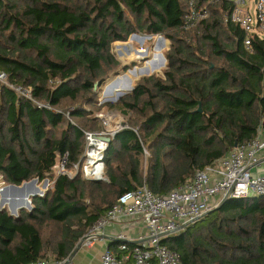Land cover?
<instances>
[{"label": "trees", "instance_id": "obj_1", "mask_svg": "<svg viewBox=\"0 0 264 264\" xmlns=\"http://www.w3.org/2000/svg\"><path fill=\"white\" fill-rule=\"evenodd\" d=\"M190 2L209 16L188 30ZM232 8L229 0H0V70L32 96L0 85L6 184L46 178L64 153L68 168L82 163L84 132L98 128L94 88L119 65L112 43L133 32L170 42L163 76L140 77L108 104L133 114L106 149L108 182L58 175L31 198L32 210H0V264L66 259L123 192L145 184L165 194L264 135V37L246 48L243 30L224 20ZM163 242L180 264H264V195L228 199Z\"/></svg>", "mask_w": 264, "mask_h": 264}, {"label": "built area", "instance_id": "obj_2", "mask_svg": "<svg viewBox=\"0 0 264 264\" xmlns=\"http://www.w3.org/2000/svg\"><path fill=\"white\" fill-rule=\"evenodd\" d=\"M233 8L224 20L237 24L244 32L243 45L250 48L253 37H264V0H254L253 6L249 0H229ZM192 6V3L190 2ZM205 9H195L193 6L184 17L185 29L199 18L206 16ZM0 85L7 86L29 98L31 89L14 84L8 80L6 73L0 70ZM15 87V88H14ZM31 98V97H30ZM99 117H102L100 115ZM104 124L101 131H87L85 147L81 164L76 163L71 168L66 166L67 153L59 156L46 177V186L40 195L43 196L47 186L53 184L58 175L69 178L80 173L84 179L105 181V152L108 143L99 137H114L120 131V124L110 125L108 119L102 118ZM264 151V135L258 134L249 142L236 145L228 153L203 169L196 170L191 179L184 184L157 194L145 184L120 194L115 203L98 218L91 228L80 239L81 246L90 247L96 241L103 240L104 229L122 217L139 219L145 227V233L134 244L128 245L123 234L112 236L119 240L120 254L106 246L100 256L99 264H180L179 254L167 247L163 240L168 236L183 231L186 226L196 222L222 201L223 198H245L264 195V173L254 172L260 155ZM1 177V175H0ZM50 179V180H49ZM27 264H77L68 258L55 260L52 258L38 259Z\"/></svg>", "mask_w": 264, "mask_h": 264}, {"label": "bare ground", "instance_id": "obj_3", "mask_svg": "<svg viewBox=\"0 0 264 264\" xmlns=\"http://www.w3.org/2000/svg\"><path fill=\"white\" fill-rule=\"evenodd\" d=\"M149 37L143 36V40H147ZM134 39L130 38L128 42L125 43H115L116 54L119 56V59L125 63L137 62L133 67L127 69L124 72H121L118 76L110 78L103 85L100 92L101 101H114L119 96L130 93L134 87V81L140 75L152 73L154 71H160L164 64L165 58L162 54V49L164 46L165 40L161 37H156L155 42L152 45L151 50H145L144 48H135L132 45ZM128 60V62H127ZM139 60H144L143 63L138 62ZM43 183V182H42ZM38 189H44V185L36 183ZM37 191H33L36 193ZM33 193L29 194L30 196ZM28 195V197H29ZM29 199V198H28ZM25 198L19 197V195L11 189H5L4 184L0 182V206L7 204L10 211L13 210V204L17 207H14L16 210L19 208ZM24 205V204H23Z\"/></svg>", "mask_w": 264, "mask_h": 264}, {"label": "rangeland", "instance_id": "obj_4", "mask_svg": "<svg viewBox=\"0 0 264 264\" xmlns=\"http://www.w3.org/2000/svg\"><path fill=\"white\" fill-rule=\"evenodd\" d=\"M250 3H251V5L253 6V2L252 1H250ZM191 7L192 6H190V10H191ZM202 8H199V10H201ZM205 11L207 12L206 13V16L204 17V18H206V17H208L209 16V11H208V9L205 7ZM201 19H203V18H199L198 20H196V21H192V23L188 26V30L189 29H192V28H195L196 26H197V24L199 23V21L201 20ZM143 36H146V37H149L147 40H143L142 39V37ZM156 37H161L162 39H164L165 40V42H164V46H163V49H162V54H163V56H164V53H165V51L166 50H168L169 49V46H170V42H169V40H167L163 35H159V34H156V35H150V34H147V33H143V32H133V33H131L130 35H129V37L125 40V41H117V42H114V43H112L111 44V46H110V52H111V54L113 55V57L119 62V65H118V68L113 72H111L106 78H105V80H104V82H103V84L102 85H100V86H95V88H94V91H95V93H96V95H97V105H99L100 106V108L99 109H97V110H93V112L90 114V116H92V117H95V119H97V123H98V128L97 129H95L94 131H101V130H103V127L104 126H106L105 124H104V121H102V118H105V119H108L109 121H110V125H117V124H120L121 125V123L122 122H124V126H121V127H115V128H121L120 130H122V129H124V128H128L129 127V125H128V123L130 122V120L132 119V117H133V114H132V112L131 111H128V112H125V113H123L119 108H118V106H115V107H109L108 106V104H115V103H117L123 96H125V95H128V94H130V93H128V94H124L123 96H121L120 98L118 97L117 99H115L114 101H101V99H100V92H101V89H102V87H103V85L106 83V81H108L110 78H112V77H114V76H118L121 72H124V71H126L127 69H129V68H131V67H133L137 62H129V63H125V62H123L122 60H120L119 59V56L116 54L117 52H116V46H115V43H125V42H128L129 40H130V38H133L134 40L132 41V45L135 47V48H144L145 50H151V48H152V45L154 44V42H155V38ZM164 58H165V56H164ZM143 61L144 60H139L138 62H140V63H143ZM127 62H128V60H127ZM166 64H167V61H166V59H165V64H164V66H163V68L160 70V71H154V72H152V73H148V74H143V75H140L138 78H137V80L140 78V77H143V76H149V75H153V74H155V75H159V76H163V71H164V69L166 68ZM135 82H136V80L134 81V85H135ZM15 88V87H14ZM31 89V88H30ZM15 93H16V91L14 90V89H12ZM31 93V92H30ZM19 96H22V95H20L19 93H17ZM30 97H32V96H30ZM28 98V99H31V98ZM89 108H87V110H88ZM100 115H102V117H99ZM107 127V126H106ZM119 132V131H118ZM144 156L147 158V156H148V152H144ZM146 158L143 160L144 161V163H145V160H146ZM146 165V164H145ZM105 175H106V167H105ZM45 179L46 178H43L42 180H39V182H37V183H39V184H42V185H44V181H45ZM50 180V179H49ZM86 180H88V179H86ZM90 181H93V180H90ZM105 181H107V176H106V180ZM0 182H2L4 185L6 184L4 181H3V179H2V177H0ZM43 182V183H42ZM108 182V181H107ZM46 184V183H45ZM48 188H47V190H46V192L48 191V190H51L52 188H53V184L51 183L49 186H47ZM45 192V193H46ZM45 193H44V195H45ZM43 195V196H44ZM42 196V197H43ZM88 201V200H87ZM0 204H2V203H0ZM3 209H5L7 212L9 211L6 207H3ZM18 213H19V211H18Z\"/></svg>", "mask_w": 264, "mask_h": 264}, {"label": "crops", "instance_id": "obj_5", "mask_svg": "<svg viewBox=\"0 0 264 264\" xmlns=\"http://www.w3.org/2000/svg\"><path fill=\"white\" fill-rule=\"evenodd\" d=\"M254 1V0H249ZM254 172L264 173V151L260 155L258 164L253 168ZM145 233V227L139 219L131 217H122L111 223H108L104 229L105 238L96 241L92 246H81L73 255L72 261L77 264H99L100 256L106 246L111 245V249L116 251L119 240L112 236L123 234L127 237L128 245L134 244L136 238Z\"/></svg>", "mask_w": 264, "mask_h": 264}, {"label": "water", "instance_id": "obj_6", "mask_svg": "<svg viewBox=\"0 0 264 264\" xmlns=\"http://www.w3.org/2000/svg\"><path fill=\"white\" fill-rule=\"evenodd\" d=\"M134 87L132 88V91H133ZM131 91V93H132ZM125 94H128V93H125ZM124 95V94H123ZM121 95V96H123ZM119 96V98L121 97ZM122 125H124V122H122ZM116 135V132L114 134V136ZM100 139L106 141L108 144L110 143L111 139L109 136H101L99 137ZM39 182V179L38 178H33L29 181H24L22 182L20 185H15V184H5L4 185V188L7 190V189H11L13 190L14 192H16L19 197L21 198H25L26 200H23L22 203L24 204H21L20 206H18V210H16L14 207H17L15 204H13V210L12 211H8L9 215L13 216V217H18V211H20L21 209H25V210H32V204H31V198L32 197H35V196H41L40 193H41V190L37 188V185L36 183ZM37 191L36 193H33V191ZM33 193V195L30 196V198L28 199V195ZM228 199H232V198H228V197H225L222 199V201L219 203L218 206H216L214 209L218 208L221 204H223L226 200ZM212 209V210H214ZM0 210H3V207L0 206ZM211 210V211H212ZM210 211V212H211ZM209 213V212H208ZM81 247V242L79 241L78 244L76 245V247L74 248V250L70 253V255L68 256V259L71 260L73 255L75 254V252Z\"/></svg>", "mask_w": 264, "mask_h": 264}]
</instances>
